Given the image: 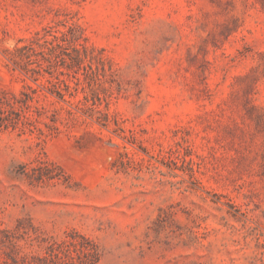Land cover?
Returning <instances> with one entry per match:
<instances>
[{
	"label": "rangeland",
	"instance_id": "1",
	"mask_svg": "<svg viewBox=\"0 0 264 264\" xmlns=\"http://www.w3.org/2000/svg\"><path fill=\"white\" fill-rule=\"evenodd\" d=\"M0 264H264V0H0Z\"/></svg>",
	"mask_w": 264,
	"mask_h": 264
}]
</instances>
